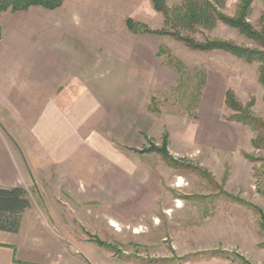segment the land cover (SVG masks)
Wrapping results in <instances>:
<instances>
[{
    "label": "rangeland",
    "instance_id": "rangeland-1",
    "mask_svg": "<svg viewBox=\"0 0 264 264\" xmlns=\"http://www.w3.org/2000/svg\"><path fill=\"white\" fill-rule=\"evenodd\" d=\"M82 1L92 0L62 4ZM208 1L203 8L210 20L192 27L174 22L172 14L165 20L151 0H121L117 15L122 24L131 18L153 30L177 27L197 41L218 38L253 46L214 16H234L241 0ZM183 2L165 0V6L171 12ZM9 12L0 11V21ZM65 12H53L59 26L66 20L83 25L81 12ZM245 21L257 30L264 24V0L249 3ZM64 25L58 28L61 36L70 31ZM128 34L135 40L117 47L135 52L137 100L128 107L132 103L124 95L131 93L124 91L127 107L120 120L113 122L110 115L104 123H92L89 133L74 141V159L64 167L24 172L21 188L30 206L20 214L18 231L9 233L21 236L22 247L38 258L62 248L80 254L89 246L122 261L147 257L144 264H264V148L253 144L261 131L228 120L231 111L223 103L230 88L264 122L258 62L191 49L168 34ZM12 142L0 123V186L5 188L18 179L10 175L11 167L21 166V156L9 148ZM163 146L176 163L157 150Z\"/></svg>",
    "mask_w": 264,
    "mask_h": 264
},
{
    "label": "crops",
    "instance_id": "crops-1",
    "mask_svg": "<svg viewBox=\"0 0 264 264\" xmlns=\"http://www.w3.org/2000/svg\"><path fill=\"white\" fill-rule=\"evenodd\" d=\"M121 4V0L82 1V5L63 3L55 10L32 8L3 16L0 123L5 134L13 138V148L9 146L13 156H21V166L11 167L10 175L18 177L11 186L21 187L25 171L41 173L72 161L74 141L84 138L92 123H104L110 115L111 121L120 120L123 108L127 107L122 104L124 91L131 93L129 97L124 95L129 104L137 100L132 94L138 76L135 52L132 48L117 47L135 40V36L128 34L125 19L122 24L117 15ZM62 10L81 12L83 25L63 21L61 26L65 24L70 31L61 36V26L53 12ZM107 16L112 20L107 22ZM180 205L177 200L176 206ZM135 230L139 234L140 229ZM33 256L36 254L22 247L21 236L0 231V264L148 263L147 257L122 261L89 246L80 254L62 248L46 252L43 258Z\"/></svg>",
    "mask_w": 264,
    "mask_h": 264
},
{
    "label": "trees",
    "instance_id": "trees-1",
    "mask_svg": "<svg viewBox=\"0 0 264 264\" xmlns=\"http://www.w3.org/2000/svg\"><path fill=\"white\" fill-rule=\"evenodd\" d=\"M151 1L154 9L163 13L165 20H168L170 14H172L174 22L178 21L183 26L192 27L197 22L205 24L211 17L210 15H205L206 10L203 8L204 5H209L208 0H184L178 8H175L171 12L165 6V0ZM251 1L241 0V5H239L234 16H224L217 12L214 16L216 19L218 18L225 24L235 28L253 46L240 45L229 40L218 38L197 41L189 35L181 34L177 27L172 31L165 29L153 30L148 29L140 22H135L131 18H127L125 24L127 29L133 33L168 34L182 41L191 49L199 51H223L247 63L258 62V81L264 88V24L257 30L245 21L247 8ZM62 2L63 0H0V11L10 10L14 12L27 10L34 6L55 9L61 6ZM223 103L231 111V114L227 117L228 120L248 125L254 129H260L261 132L253 139V144L256 147L264 148V122L260 121L245 109L236 99L230 88H226L224 92ZM157 150L164 154L163 157L170 164L176 163L170 159L167 153H164V146L157 148ZM29 206L30 202L23 188L19 186L9 188L0 186V230L13 233L17 232L20 226V214L29 208Z\"/></svg>",
    "mask_w": 264,
    "mask_h": 264
},
{
    "label": "bare ground",
    "instance_id": "bare-ground-1",
    "mask_svg": "<svg viewBox=\"0 0 264 264\" xmlns=\"http://www.w3.org/2000/svg\"><path fill=\"white\" fill-rule=\"evenodd\" d=\"M110 225H112L115 228H118L117 224L114 221H110ZM135 231H139V229L135 230Z\"/></svg>",
    "mask_w": 264,
    "mask_h": 264
}]
</instances>
